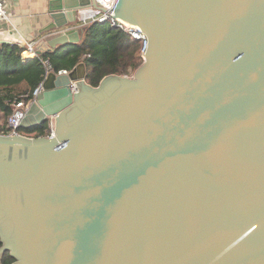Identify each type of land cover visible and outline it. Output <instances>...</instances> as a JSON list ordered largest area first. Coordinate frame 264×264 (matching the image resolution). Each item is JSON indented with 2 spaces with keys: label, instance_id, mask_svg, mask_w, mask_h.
<instances>
[{
  "label": "water",
  "instance_id": "obj_1",
  "mask_svg": "<svg viewBox=\"0 0 264 264\" xmlns=\"http://www.w3.org/2000/svg\"><path fill=\"white\" fill-rule=\"evenodd\" d=\"M89 6L47 0L36 55ZM117 22L144 36L132 76L50 73L20 127L53 136L0 134V258L264 264V0H120Z\"/></svg>",
  "mask_w": 264,
  "mask_h": 264
},
{
  "label": "trees",
  "instance_id": "obj_2",
  "mask_svg": "<svg viewBox=\"0 0 264 264\" xmlns=\"http://www.w3.org/2000/svg\"><path fill=\"white\" fill-rule=\"evenodd\" d=\"M142 44L107 24L92 23L83 28L81 41L63 49L44 52L24 60V49L18 45H0V133L5 131L14 103L32 99V92L44 81L42 61H48L55 72L71 71L79 63L86 68V84L97 87L107 76H131L143 63ZM27 94L25 99L22 95ZM49 121L29 129L20 128L26 137H45ZM0 242V247H1ZM14 260L4 253L0 264Z\"/></svg>",
  "mask_w": 264,
  "mask_h": 264
},
{
  "label": "built area",
  "instance_id": "obj_3",
  "mask_svg": "<svg viewBox=\"0 0 264 264\" xmlns=\"http://www.w3.org/2000/svg\"><path fill=\"white\" fill-rule=\"evenodd\" d=\"M93 2L94 6H89L84 9H80L77 11L76 14V23L74 26H76L78 29H83L86 26L92 24V23H99V24H107L109 27L118 29L125 34L129 35L132 39L141 42L142 44V54H143V42H144V36L138 35L136 32L129 31L123 29L120 25H118L117 22V6L120 0H91ZM9 15L5 8V0H0V21H8ZM25 53L28 54L31 57H36V43H25ZM42 65L45 72V78L48 74L53 73L56 76L61 75H68L70 71L61 70L58 72H55L52 69L51 64L43 60ZM44 78V79H45ZM71 92L75 94L77 83L71 82L69 85ZM41 84L32 92V99L29 100L27 103H25L23 100L16 101L14 103V111L11 114V116L8 118L7 124L5 126V131L2 132V135L10 136V137H16V136H24L22 133H20L19 129L20 122L24 117L25 110L27 107L34 101L36 96L41 92ZM22 99H25L27 97V94L21 96ZM49 121V127L47 131V136L45 137H51L54 134L55 130V120L53 117L48 119Z\"/></svg>",
  "mask_w": 264,
  "mask_h": 264
},
{
  "label": "crops",
  "instance_id": "obj_4",
  "mask_svg": "<svg viewBox=\"0 0 264 264\" xmlns=\"http://www.w3.org/2000/svg\"><path fill=\"white\" fill-rule=\"evenodd\" d=\"M46 5L47 0H5L9 20L0 21V45L14 44L23 49L25 43L37 45L41 40L40 33L50 22ZM24 53L25 51L22 54L24 60L31 57Z\"/></svg>",
  "mask_w": 264,
  "mask_h": 264
},
{
  "label": "rangeland",
  "instance_id": "obj_5",
  "mask_svg": "<svg viewBox=\"0 0 264 264\" xmlns=\"http://www.w3.org/2000/svg\"><path fill=\"white\" fill-rule=\"evenodd\" d=\"M133 74H134V73H133ZM133 74H132V75H133ZM132 75H131V76H132ZM126 77H130V76H126Z\"/></svg>",
  "mask_w": 264,
  "mask_h": 264
},
{
  "label": "bare ground",
  "instance_id": "obj_6",
  "mask_svg": "<svg viewBox=\"0 0 264 264\" xmlns=\"http://www.w3.org/2000/svg\"><path fill=\"white\" fill-rule=\"evenodd\" d=\"M28 55V54H27ZM29 58H31V57H29Z\"/></svg>",
  "mask_w": 264,
  "mask_h": 264
}]
</instances>
